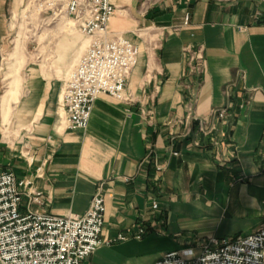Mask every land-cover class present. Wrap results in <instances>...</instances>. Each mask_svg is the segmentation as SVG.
<instances>
[{"label":"crops","instance_id":"0c3cea01","mask_svg":"<svg viewBox=\"0 0 264 264\" xmlns=\"http://www.w3.org/2000/svg\"><path fill=\"white\" fill-rule=\"evenodd\" d=\"M21 1L0 0V59ZM112 2L107 30L139 52L128 99L100 94L84 129L66 128L61 83L39 70L17 94L16 51L8 52L0 112L12 115L6 127L0 121V167L41 191L37 201L24 192L22 208L82 214L101 187L102 243L85 264L144 252L154 262L195 240L256 231L264 223V0ZM195 53L200 69L190 74ZM189 106L209 131L188 117ZM219 108L225 118L213 113ZM139 221L141 239L111 241Z\"/></svg>","mask_w":264,"mask_h":264},{"label":"built area","instance_id":"2783aa9c","mask_svg":"<svg viewBox=\"0 0 264 264\" xmlns=\"http://www.w3.org/2000/svg\"><path fill=\"white\" fill-rule=\"evenodd\" d=\"M48 5L54 4L50 1ZM65 13L89 42L65 81L62 102L67 129L87 127L95 99L107 93L121 101L128 99L126 80L139 49L121 34L107 30L115 11L112 0H65ZM202 56H190V74L200 69ZM191 83L190 89L196 88ZM226 117V108L213 110ZM198 119L200 129L210 128ZM161 169V166H158ZM30 178H17L9 169L0 167V264H84L102 243L105 199L102 188L94 191L87 210L82 214H52L22 208V194L37 201L41 191L29 192ZM147 227L139 221L135 227L118 233L115 240L141 239ZM107 243L110 240L106 241ZM161 254L153 264H264V223L254 232L235 238H211ZM199 244V246H197ZM199 254L195 257V248Z\"/></svg>","mask_w":264,"mask_h":264},{"label":"rangeland","instance_id":"374dc122","mask_svg":"<svg viewBox=\"0 0 264 264\" xmlns=\"http://www.w3.org/2000/svg\"><path fill=\"white\" fill-rule=\"evenodd\" d=\"M50 1L53 2L22 0L8 15L11 28L9 37L4 39L3 56L0 59V104L1 95L6 89L3 77L7 70L9 51H16L12 76L17 94L21 91L22 79L31 71L39 70V75L61 83L62 96L64 83L89 42V38L66 15L65 0H54V4L48 5L47 2ZM0 108L2 112V106ZM1 112L0 121L3 122V127H6L7 119L12 115L11 108L6 119H2L4 113ZM195 251L193 257L201 252L199 249ZM151 259L152 252L129 254L114 261V264H153Z\"/></svg>","mask_w":264,"mask_h":264}]
</instances>
